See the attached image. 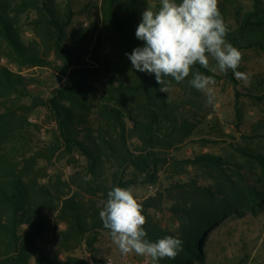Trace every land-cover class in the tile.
Instances as JSON below:
<instances>
[{
	"label": "trees",
	"instance_id": "16d2710c",
	"mask_svg": "<svg viewBox=\"0 0 264 264\" xmlns=\"http://www.w3.org/2000/svg\"><path fill=\"white\" fill-rule=\"evenodd\" d=\"M142 1L105 2V24L119 34L124 54L125 66L120 72L125 68L127 72L106 82L100 91L89 80L105 64L99 58H93L98 67L85 63L87 33L80 31L79 41L70 37L71 9L62 12L55 0H0V58L20 67H38L51 64L49 53L55 52L67 77L66 85L43 98L30 90L32 78L0 64V264H91L76 254L81 247L98 262L95 253L101 233L110 231L99 215L107 193L117 186L158 185L165 168L181 176L194 167L206 183L179 177L170 183L166 194L139 201L147 219L148 239L171 235L183 241V250L175 259L163 258L159 264L203 262L210 230L264 199V191L257 187L261 184L264 189V151L260 149H240L243 159L237 154L209 153L179 159L169 153L195 136V124L178 103L168 101V93L159 90L155 74L134 70L126 55L144 45L135 35ZM255 2L254 10L243 14L236 29L227 25L226 40L238 49L264 50V2ZM31 10L37 13L33 28L39 40L26 42L20 32L21 15ZM192 71L222 78L198 63ZM228 77L238 85L233 74ZM190 79L191 75L177 83L165 77L172 80L170 88H185ZM237 96L241 97L238 91ZM39 106L47 108L57 123L46 144L31 131L36 124L30 114ZM237 112L241 120L240 110ZM129 122H134V127ZM133 139L138 141L134 148ZM59 151L80 154L85 160L81 171L69 180L60 172L49 174L41 165ZM251 176L256 183L251 182ZM164 195L171 196L170 211L179 223L177 231L165 228L150 212L161 208ZM54 213L56 244L59 252L66 253L64 259L39 247ZM61 222L63 229H59Z\"/></svg>",
	"mask_w": 264,
	"mask_h": 264
},
{
	"label": "rangeland",
	"instance_id": "374dc122",
	"mask_svg": "<svg viewBox=\"0 0 264 264\" xmlns=\"http://www.w3.org/2000/svg\"><path fill=\"white\" fill-rule=\"evenodd\" d=\"M57 7L62 12L71 9L72 23L68 27L70 37L79 41L78 33H87L83 49L89 51L84 55L85 63L89 67L100 66L98 61L105 64L100 66L102 71L96 77L90 78L89 83L98 90H102L104 84L113 78L119 77L121 72H127L126 68L120 72L124 54L119 40V34L104 21V6L106 0H55ZM264 2V0H262ZM144 2V3H143ZM255 0H218V7L226 25L237 28L244 13L254 10ZM149 5L159 7V0H143L139 19L142 20V12ZM37 18L35 11H27L21 15L20 32L26 42L38 39L33 21ZM242 52V60L238 71L247 74V81L237 80L235 86L228 74H233L229 69L219 80L213 79L214 98L211 103L205 93L197 91L188 83L185 88L171 87L168 94L178 103L187 117L195 124V136L187 139L179 149L169 153L171 156L182 158H194L199 154H215L229 156L237 154L241 158L240 149L247 146L264 151V50L256 47L239 49ZM48 60L51 64L36 67H20L10 62L6 57L0 58V64L5 65L15 72L32 78L30 90L35 96L47 98L51 92L66 85L67 77L62 74L60 67L62 60L58 59L55 52L49 53ZM210 64L215 65L211 60ZM235 77V75H234ZM236 78V77H235ZM237 91L241 94L237 98ZM31 103V100H27ZM240 110L241 120L238 118ZM30 120L36 125L31 128L32 133L39 141H51L52 133L57 129V123L52 120L47 108L39 106L30 114ZM134 127V122H129ZM247 136V139H245ZM41 143V145H45ZM132 147L138 145L133 139ZM243 159V158H242ZM41 165L49 174L62 173L65 179L70 178L77 171H81L85 160L80 154L70 155L59 151L55 156L44 159ZM190 172L181 176H175L169 169L161 172L158 185H137L133 187L134 194L141 202L150 197H159L158 193L166 194L170 183L178 179H199L206 183L204 175L194 167ZM256 183L255 177L250 178ZM264 191L261 184H257ZM171 196L164 195L161 208L151 209V214L167 229L177 231L179 223L170 211ZM50 228L39 240L40 249L46 250L50 255H58L60 259L66 257L65 252H59L56 244L57 213L52 214ZM65 228L64 223L59 224V229ZM205 260L195 264H264V199L258 204L245 208L239 214H231L224 218L215 228L210 230V239L203 246ZM76 254L87 258L91 264H152L150 258L130 253L124 255L113 242L110 231H103L97 245L95 262L93 256L85 247H81Z\"/></svg>",
	"mask_w": 264,
	"mask_h": 264
},
{
	"label": "clouds",
	"instance_id": "9594fccd",
	"mask_svg": "<svg viewBox=\"0 0 264 264\" xmlns=\"http://www.w3.org/2000/svg\"><path fill=\"white\" fill-rule=\"evenodd\" d=\"M159 4L149 5L142 12L135 35L144 45L126 53L134 70L155 74L161 85L159 90L165 93L169 92L172 80L180 83L191 75L188 83L205 93L209 103L214 98L210 85L215 81L212 76L193 72L197 63L212 73L231 69L237 80L249 79L237 70L242 52L226 40L229 29L218 0H159ZM211 60L215 65L210 64ZM165 77L172 80L166 81ZM167 99L171 102V97ZM99 215L124 255L135 253L159 264L163 258L175 259L183 250V241L178 237L148 239L144 228L147 219L132 187L112 188Z\"/></svg>",
	"mask_w": 264,
	"mask_h": 264
}]
</instances>
